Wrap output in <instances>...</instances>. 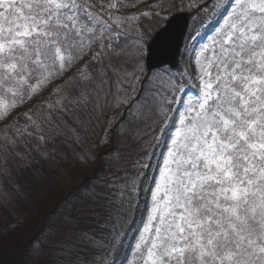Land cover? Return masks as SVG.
Instances as JSON below:
<instances>
[{"label":"snow or ice","instance_id":"snow-or-ice-1","mask_svg":"<svg viewBox=\"0 0 264 264\" xmlns=\"http://www.w3.org/2000/svg\"><path fill=\"white\" fill-rule=\"evenodd\" d=\"M98 2L0 0V177L57 144L97 163L77 214L16 264H264V0ZM179 6L207 31L179 66L146 65L143 19ZM17 189L0 181V209Z\"/></svg>","mask_w":264,"mask_h":264},{"label":"trees","instance_id":"trees-1","mask_svg":"<svg viewBox=\"0 0 264 264\" xmlns=\"http://www.w3.org/2000/svg\"><path fill=\"white\" fill-rule=\"evenodd\" d=\"M195 15L191 18L192 29L198 22ZM150 20L151 17L143 19V23L153 34L164 22L153 28ZM56 148L60 155L67 154V160L60 155L48 159L37 157L30 167H14L10 177H0L10 190L18 185V189L12 191L9 211L0 209V227L14 220L22 224L10 230L7 236H0V264H16L20 259L19 243L33 235H48L50 229L64 222L63 213L75 216L74 209L86 200L90 186L96 183L93 179L96 162L78 163L71 155L70 146L57 144Z\"/></svg>","mask_w":264,"mask_h":264},{"label":"water","instance_id":"water-1","mask_svg":"<svg viewBox=\"0 0 264 264\" xmlns=\"http://www.w3.org/2000/svg\"><path fill=\"white\" fill-rule=\"evenodd\" d=\"M190 14L187 12L174 13L168 17V22L161 29H166V39L156 38L157 31L147 45L145 64L153 68L161 61L177 63L180 48L189 26Z\"/></svg>","mask_w":264,"mask_h":264},{"label":"rangeland","instance_id":"rangeland-1","mask_svg":"<svg viewBox=\"0 0 264 264\" xmlns=\"http://www.w3.org/2000/svg\"><path fill=\"white\" fill-rule=\"evenodd\" d=\"M93 2L97 3V0H93ZM108 2H109V0H99L97 6H99L100 3L107 4ZM125 2H127V0H125ZM157 3H158V0H142V3L140 4L139 8L131 9V11H139V12L155 11L157 9H155V8H153L151 6L155 5ZM167 11H168V16H170L171 14H173L176 11H189V10H187V8L185 6H179V7H171ZM189 12H193V11H189ZM202 20H203V17H201L200 20H198L197 25L193 29L192 28L190 29L187 37L189 36L190 33L193 34V35H195L196 33H200L201 35H203L207 31L206 27H203V28L201 27V21ZM204 23L207 24L206 21ZM207 34L211 35L210 32L207 33ZM187 37H186V40L184 42V46H185L186 43H188ZM184 46H183V48L181 50V54L183 52ZM145 52H144V57H145ZM181 54H180V62H179V64L182 62V55ZM20 110L23 111V109H20ZM129 239H130V237H129Z\"/></svg>","mask_w":264,"mask_h":264}]
</instances>
